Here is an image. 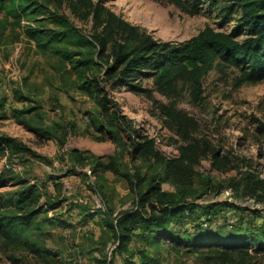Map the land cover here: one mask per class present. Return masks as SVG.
Wrapping results in <instances>:
<instances>
[{
    "label": "rangeland",
    "instance_id": "obj_1",
    "mask_svg": "<svg viewBox=\"0 0 264 264\" xmlns=\"http://www.w3.org/2000/svg\"><path fill=\"white\" fill-rule=\"evenodd\" d=\"M31 1L17 14L0 11V138L16 139L30 149V153L0 154V217L26 214L15 204L17 195L24 190L20 184L23 181L38 189L36 210L42 209V213L24 229V241L0 237V264H65L71 260L73 264H95L94 259L111 257L115 248L106 213L113 212L114 217L133 207L135 193L127 181L128 169L135 166L146 172L149 164H130L126 155L123 175L115 176L111 172L94 175L91 166L73 163L74 150L104 157L119 149L109 134L100 131L98 120L107 119L94 100L79 89L77 71L55 53L58 44L40 46L31 32L56 31L59 26L54 20L65 17L90 38L92 24L80 20L66 0ZM92 1L102 3L161 42L183 43L208 27L231 33L240 19V13L227 17L221 6H212L211 0L204 2L198 15L152 0ZM68 42L72 50H78L72 36ZM89 76L94 73L89 72ZM240 76L231 67L215 68L204 78L199 98L187 84L179 85L171 97L162 96L150 79L142 83L138 93L129 88H107L106 93L119 106L120 114L155 140L167 157L177 156L176 146L182 142L169 129L159 105L176 106L198 123L194 138L208 139L234 161L238 156L250 160L264 178V81L241 85ZM202 170L213 176L216 184H226V190L220 196L212 193L199 204L229 201L248 210L225 209L210 217V228L232 230L264 247V206L250 198H236L226 183L236 172L222 175L213 171L209 161L203 162ZM164 190L174 191L170 185H164ZM55 201L59 205L51 209ZM199 217L180 220L173 228L181 233H195L194 227L209 219L201 212ZM143 236L139 231L134 234L133 249L147 248ZM25 242L50 251L52 259L34 255ZM255 247L252 245L251 253ZM158 249L162 264H201L205 258L186 247L173 252L162 244ZM149 250L156 254L153 248Z\"/></svg>",
    "mask_w": 264,
    "mask_h": 264
},
{
    "label": "trees",
    "instance_id": "obj_2",
    "mask_svg": "<svg viewBox=\"0 0 264 264\" xmlns=\"http://www.w3.org/2000/svg\"><path fill=\"white\" fill-rule=\"evenodd\" d=\"M66 1L80 20L91 22L90 38L65 17L54 20L58 23V30H33L32 38L40 46L58 44L55 53L77 71L79 89L94 100L100 114L107 119L106 124L98 120L100 131L109 134L119 149L114 155L104 157L74 150L71 153L73 163L76 166H91L94 175L111 172L115 176L123 175L121 168L126 165L123 162L126 155L130 164L136 161L149 164L146 172L135 166L128 169L127 181L135 193L133 207L114 217L113 212L106 213L115 248L111 257L103 255L94 259L95 264H162L157 254L162 244L173 252L181 247L191 248V251L205 256L201 264H264L261 242L253 240L252 243L246 235H237L232 230L214 231L209 226L212 222L210 217L225 209L248 210L229 201L198 203L212 193L220 196L226 190V184H216L213 176L203 172V162L209 161L213 171L222 175L236 172V176L226 183L230 184L228 188L233 189L237 199L250 198L264 206V178L253 163L241 156L234 161L223 155L208 139L194 138L199 125L193 118L176 106L159 105L169 129L182 142L176 146L178 155L167 157L158 149L155 140L145 136L131 119L120 114L119 106L106 93L107 88L110 91L129 88L138 93L142 90V83L150 79L162 96L171 97L176 94L179 85L187 84L199 98L204 78L218 67L238 70L241 85L264 81V0H211L212 6H221L227 17L240 13L237 27L231 33L217 32L208 27L183 43L156 40L148 31L125 21L102 3ZM152 1L172 4L187 14L198 15L206 0ZM31 2L0 0V11L17 14ZM70 36L79 46L78 50L69 47ZM89 72L94 76H89ZM7 151L13 154L30 153V149L16 139L1 137L0 154L5 156ZM20 184L24 185V190L17 195L15 204L26 210V214L0 217V237L17 242L23 240L24 229L29 228L34 217L42 213V209L36 210L39 205L36 186H28L24 181ZM164 185L172 186L174 191H165ZM58 205L55 201L51 209ZM200 212L209 219L195 226V233L174 230L173 225L180 220H199ZM252 213L260 215L256 211ZM137 231L144 235L147 248L131 247ZM25 244L34 255L52 259L50 251L37 244ZM252 245H256V249L251 253ZM151 248L156 254L149 250ZM73 262L66 261L65 264Z\"/></svg>",
    "mask_w": 264,
    "mask_h": 264
}]
</instances>
